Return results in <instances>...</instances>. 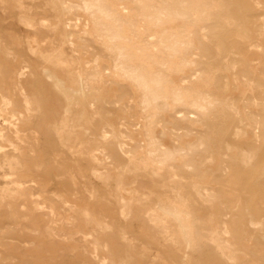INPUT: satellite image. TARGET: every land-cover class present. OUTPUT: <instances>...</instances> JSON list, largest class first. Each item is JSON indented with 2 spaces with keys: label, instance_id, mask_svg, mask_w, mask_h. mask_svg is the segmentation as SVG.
<instances>
[{
  "label": "rangeland",
  "instance_id": "rangeland-1",
  "mask_svg": "<svg viewBox=\"0 0 264 264\" xmlns=\"http://www.w3.org/2000/svg\"><path fill=\"white\" fill-rule=\"evenodd\" d=\"M72 2L0 0V264H264V0H154L184 9L172 50L137 0H98L158 67L161 160L138 85L83 28L98 9ZM80 59L106 75L85 116L50 69Z\"/></svg>",
  "mask_w": 264,
  "mask_h": 264
},
{
  "label": "bare ground",
  "instance_id": "bare-ground-1",
  "mask_svg": "<svg viewBox=\"0 0 264 264\" xmlns=\"http://www.w3.org/2000/svg\"><path fill=\"white\" fill-rule=\"evenodd\" d=\"M137 1L142 6L143 16H144L145 20L149 21L151 26H154V27L156 26L158 31L162 32V33H160L161 34L160 38H162V42L161 43L164 46V49L166 47V48H169L170 50H172L173 46H174V43L169 39V36H171L173 34V31L175 30V28H174V19H173L174 15H176V16L180 15V13L183 12V10H184L182 5L181 6L180 5H176V8L175 9L173 8L174 10L172 11V10H170L168 8L169 6H167V7L164 6V5H168V3L164 4V2H163L164 5L160 6L159 8H156L155 5H154L155 4L154 0H137ZM80 2L81 3L83 2L86 5V9L87 10L92 9V8H97L98 9V13L95 14L94 16H92V17H90L87 13H85L83 28L86 30V32L90 33L91 35H96L97 37L102 39V42H103L104 46H106V49L110 53H112L114 55V57H115V61H114L115 62V67H114V70H113L114 78L117 77L118 81L120 79V80H123L125 82L132 80V82L134 81V82H136V85H138V88L136 87L137 89H135V87H134V94H135V99L137 100V102H138V100H140L139 101V106L142 107V110L146 113L147 120L149 121V123H148L149 128L147 130V135H148V138L150 139V143H151V144H149L150 154L157 156L158 159L161 160L171 148L176 147L175 144H177V141L173 140L172 142H170V140H168V139L167 140L166 139H162V136L165 135V133L164 132L161 133L162 132L161 131L160 132L161 134H158L157 133L158 131H156L155 127H154L155 120H156L158 114L161 113L160 112V103H159L160 100H158V97H157V95L155 93V87L159 83V79L157 77V74L155 73V69H157L158 67L154 68V70L152 68H150L149 70H145V68H146L145 66H144L145 68L141 69L140 68L141 66L138 67L137 65H135L137 61L135 62V60H134V58H133V56L131 54V51L134 50L135 51L134 54L137 55V57H139L141 60H143L144 55L143 54L140 55V51L138 49H133L132 50V48H127L128 42L126 40L128 38L127 39H126V37L122 38L117 33H112L111 32V27H112L113 23L111 24V21L105 15L106 12L103 13L98 8V6H99L98 5V0H80ZM73 3L74 2H72V0H69V5L71 7H72ZM185 12H186V10H185ZM118 31L119 30H117V32ZM128 36H129V34H128ZM177 36H175V37H177ZM175 40H177V39H175ZM74 42L76 43V41H74ZM129 46H131V45H129ZM148 48H150V47H148ZM144 50H146V49H144ZM156 50H158V49H156ZM146 53H147V51H146ZM162 53H161V55H162ZM172 55H173V53H172ZM174 56H175V54H174ZM173 58H172V62H173ZM150 59H152V58H150ZM144 61H143V63H144ZM168 61H169V59H168ZM180 62H181V60H180ZM178 67H180V66H178ZM171 68H172V66H171ZM50 69L52 70V72L53 71L56 72V74H54V75H56V80L55 81H57V83L60 85L62 90L64 89L66 91V94L69 96V99L74 104L77 105V103H78V102H76L75 96L77 94H80V93L82 94L81 101L84 102L83 116L87 115L92 108L90 109L88 107V105L90 106L91 104L89 102V99L86 96V91H89L90 97L92 98V96L94 94H92L91 92L94 91V90L96 91V89H98L97 88V84L100 81L101 77H103V76L105 77L106 76V75H103L102 70H100L99 68L94 67L93 65L89 66L86 63V61H84L83 59L82 60L81 59L78 60L76 62L75 68L69 70L68 72H62V71L58 70L56 67H53V66H51ZM109 70H110V68H109ZM174 78H175V76H174ZM178 91H179V89H178ZM168 92H167V94H168ZM99 94L101 95L102 93H99ZM185 95H184V97H185ZM176 99H178V97ZM164 101H166V100H164ZM159 115H161V114H159ZM72 119H74V117ZM145 124H146V122H145ZM144 137H145V135H144ZM164 138H166V137H164ZM188 139L189 138H187V140ZM184 140H185V138H184ZM192 140H194V139H192ZM186 143H188V142L186 141ZM191 143H192V141H191ZM179 148H180V146H179ZM182 149H184V148H182ZM170 152H172V151H170ZM179 152H180V150H179ZM148 154H149V152H148ZM200 188L201 187H199V189ZM202 191L203 190H201V193H202ZM204 191H205V189H204ZM204 193H203V195H204ZM110 201L112 202V200H110ZM178 219H180V218H177L176 220H178ZM234 223H236V221Z\"/></svg>",
  "mask_w": 264,
  "mask_h": 264
}]
</instances>
